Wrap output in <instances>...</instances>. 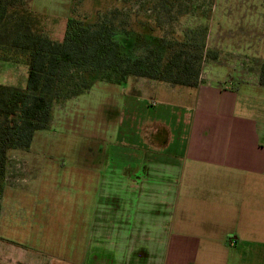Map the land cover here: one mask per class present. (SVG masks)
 <instances>
[{"label":"rangeland","instance_id":"rangeland-1","mask_svg":"<svg viewBox=\"0 0 264 264\" xmlns=\"http://www.w3.org/2000/svg\"><path fill=\"white\" fill-rule=\"evenodd\" d=\"M22 2L47 16L45 32L57 40L63 39L70 16L86 14L95 18L108 6L123 4V0ZM126 2L133 10L125 8L124 13L131 16L139 2ZM183 2L180 13L174 9L171 17L176 21L172 23L161 11L157 12L177 31L205 37L207 46L218 51L217 60L203 63L201 81L229 85L235 80L237 89L243 92L239 112L264 120V87L257 85L258 70L264 62V0ZM189 5L193 9H188ZM243 80L248 83H242ZM26 81V65L0 60V83L24 87ZM133 82L136 80L125 84L98 82L90 90L66 99L65 109L55 110L51 128L38 131L28 151L11 154L17 160H13L14 175L6 181L0 198V264H88V244L92 246L91 252L99 243L115 250L117 236L112 229L93 232L94 226L102 228V220L109 219L112 202L115 203L114 200L105 202L104 198L112 196L119 183L121 189L134 190L135 198L152 193L149 184L147 187L132 185L125 179L130 174L143 176V171L135 173L130 167L145 162L146 153L152 152L144 148L142 118L148 117V110L142 109L145 111L137 123L129 121L130 95L135 94ZM165 87L164 92L172 89ZM156 96L161 99L162 94ZM150 101H144L145 105ZM131 133L134 135L130 138ZM152 155L160 156L156 152ZM167 176L154 175L152 180H164ZM119 178V183L114 185L113 180L117 182ZM152 182L158 196L165 191ZM156 199L159 198L154 195V202ZM154 208L160 209L157 203ZM126 220L129 222L124 227L129 236L138 226L134 227L135 218L133 226L129 217ZM160 237L154 235V241L162 240ZM163 239L166 240V235ZM122 244L129 242L122 240Z\"/></svg>","mask_w":264,"mask_h":264},{"label":"crops","instance_id":"crops-1","mask_svg":"<svg viewBox=\"0 0 264 264\" xmlns=\"http://www.w3.org/2000/svg\"><path fill=\"white\" fill-rule=\"evenodd\" d=\"M138 79L129 121L137 123L148 110L144 148L160 156L146 153L145 162L130 167L144 175L125 179L149 184L152 193L135 198L134 190L121 189V178L113 180L119 188L104 198L115 201L109 219L93 232L112 229L115 250L99 243L91 252L88 244V264H264V120L239 112L243 92L233 79L229 85L201 81L196 88ZM166 85L172 89L164 92ZM152 181L165 189L159 196ZM127 217L138 226L129 236Z\"/></svg>","mask_w":264,"mask_h":264},{"label":"trees","instance_id":"trees-1","mask_svg":"<svg viewBox=\"0 0 264 264\" xmlns=\"http://www.w3.org/2000/svg\"><path fill=\"white\" fill-rule=\"evenodd\" d=\"M126 1L95 18L70 16L63 39L57 40L45 32L46 15L22 0H0V60L27 67L24 87L0 83V198L8 157L28 151L35 134L51 128L57 103L102 81L125 84L146 78L196 88L205 60L219 58L205 37L169 25L183 0H137L134 18L124 13L133 10ZM258 76L264 86V62Z\"/></svg>","mask_w":264,"mask_h":264},{"label":"built area","instance_id":"built-area-1","mask_svg":"<svg viewBox=\"0 0 264 264\" xmlns=\"http://www.w3.org/2000/svg\"><path fill=\"white\" fill-rule=\"evenodd\" d=\"M202 73H203V71H202ZM202 73H201V75H202ZM201 78H203L202 76H201ZM65 102H62V103H57L56 105H55V110L56 109H60V110H63V109H65L64 107H65ZM54 119L55 118H53V120H52V122L54 121ZM17 160V158H16V156L14 155V156H10V157H8V160H9V162H8V165H7V168H6V170H7V173H6V177H5V180L6 181H8L9 180V178L11 177V176H13L14 175V173H13V160ZM25 164V163H24Z\"/></svg>","mask_w":264,"mask_h":264}]
</instances>
